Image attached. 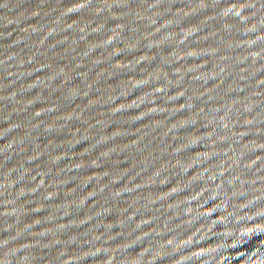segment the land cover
<instances>
[{
    "label": "water",
    "instance_id": "water-1",
    "mask_svg": "<svg viewBox=\"0 0 264 264\" xmlns=\"http://www.w3.org/2000/svg\"><path fill=\"white\" fill-rule=\"evenodd\" d=\"M0 264H264V0H0Z\"/></svg>",
    "mask_w": 264,
    "mask_h": 264
}]
</instances>
